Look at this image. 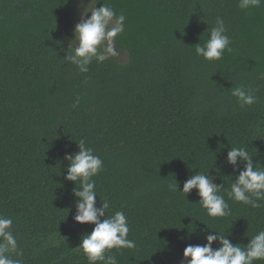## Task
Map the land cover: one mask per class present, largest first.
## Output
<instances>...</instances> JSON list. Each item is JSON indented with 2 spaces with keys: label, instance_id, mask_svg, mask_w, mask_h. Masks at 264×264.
Returning <instances> with one entry per match:
<instances>
[{
  "label": "trees",
  "instance_id": "16d2710c",
  "mask_svg": "<svg viewBox=\"0 0 264 264\" xmlns=\"http://www.w3.org/2000/svg\"><path fill=\"white\" fill-rule=\"evenodd\" d=\"M99 2L125 15L119 55L79 73L63 59L78 0H0V214L13 221L23 264H88L75 247L93 225L74 222L75 185L64 179L63 157L81 138L103 161L93 177L97 206L106 197L109 214L123 211L137 245L112 249L118 264H182L183 249L204 244L209 230L246 245L264 230V202L227 197L234 174L225 160L229 148L246 146L264 168V4ZM217 18L232 51L209 62L195 44ZM236 86L256 103L241 107ZM208 170L223 185L227 217H209L195 190L184 197L168 187Z\"/></svg>",
  "mask_w": 264,
  "mask_h": 264
},
{
  "label": "clouds",
  "instance_id": "9594fccd",
  "mask_svg": "<svg viewBox=\"0 0 264 264\" xmlns=\"http://www.w3.org/2000/svg\"><path fill=\"white\" fill-rule=\"evenodd\" d=\"M98 3L99 7L96 6ZM261 4L264 0H238V7L242 10L258 8ZM77 6L79 19L72 29L63 59L74 65L79 73H87L94 60L102 63L119 55L115 38L123 33L126 18L99 0H78ZM208 32L202 45L195 44V53L206 61H218L225 51H232L224 21L217 18L215 26ZM231 95L241 107L251 106L257 99L251 90L242 86L232 88ZM78 103L77 98L73 106ZM76 145L78 151L65 153L63 157L67 161L64 179L75 185L71 193L75 198L74 222L93 225L89 233L81 235L76 251L83 253L88 264H118L116 256L110 254L112 249H135L137 246L134 240L128 239V219L123 211L109 214L110 201L106 197L99 199L97 206L93 177L102 171L103 161L87 146L85 139L81 138ZM225 163L231 166L234 174V179L226 176L229 178V188L225 190L227 197L252 208L261 207L264 202V168L254 163L247 147L229 148ZM209 170L206 173L195 171L183 182L182 189L174 179L168 187L172 192L183 193L184 197L195 190L199 197L197 203L209 217H227L231 210L224 195L220 194L223 185L214 182ZM216 172L219 175L220 169ZM12 223L11 218L0 214V264H23V250L13 235ZM204 240L202 245L189 244L183 249L182 264H254L258 260L264 261V230L258 231L243 246L232 243L225 234L210 230ZM214 242L218 245L215 248Z\"/></svg>",
  "mask_w": 264,
  "mask_h": 264
}]
</instances>
